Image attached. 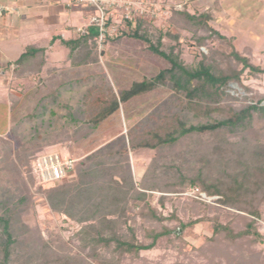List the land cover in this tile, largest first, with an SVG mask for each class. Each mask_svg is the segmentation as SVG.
<instances>
[{"label": "rangeland", "instance_id": "1", "mask_svg": "<svg viewBox=\"0 0 264 264\" xmlns=\"http://www.w3.org/2000/svg\"><path fill=\"white\" fill-rule=\"evenodd\" d=\"M218 1L220 8L216 10L212 7L214 0H134L136 5L132 15L137 18L139 14L136 10L146 11L140 17L147 23L146 32L152 43L155 44L161 37L163 51L177 44L184 65L192 67L201 60V52L210 57L212 51L229 53L230 49L216 38L206 40L203 46L198 45V37L205 38L208 31L201 29L195 35L189 29L173 23L172 10L179 9L183 3L187 4L190 13L210 8L211 28L232 39L235 50L249 56L253 65L264 68V0ZM111 12L112 26H109L108 32L116 38L106 43H101L98 39L89 54L79 49L71 58H68L69 50L62 47L59 41L51 42L54 35L63 33L69 36V32L58 28L49 29L48 25L35 24L32 27L33 22H26L31 28L26 27L23 31L25 34L18 38L19 44L37 43L44 48L46 54L49 52L47 59L39 73L33 77L23 76L16 80L15 71L10 70L11 73L1 80L0 216L3 205L13 213L10 222L14 242L11 246V264H40L41 260H36L35 257L26 260L25 256L28 251L40 248L41 240L49 244L47 253L51 258L63 254L69 257L85 256L84 253H88L89 249L86 248L81 254L79 248L84 245L85 240L95 237L93 232L78 234L86 224H79L63 214L50 211L44 191L51 184L41 179L35 171L39 159L42 158L47 163H81L92 156H99L110 162V155L121 152L126 153L129 158L136 184L146 169L154 166L155 170L163 169L166 174L178 172L190 177L200 167V153H205L212 147L211 141L215 133H192L174 146H163L159 150L140 146L156 143L177 130L182 122L185 127L213 123L230 117L234 109L250 103L255 104L257 99L264 97V75L253 78L247 73L242 78L243 85L249 88L248 91L230 82L224 90L235 101H224L220 104L188 101L174 92L168 84L158 85L149 92L119 104L116 111L100 120L94 132L78 140L72 139L78 129H86L90 122L106 113L119 100L121 91L128 90L133 83L143 78H153L169 67L164 59L151 53L144 42L121 34L128 31L122 9ZM78 16V22H70L75 27L87 22V19ZM168 33L177 36L178 41L169 37ZM27 43L23 46L28 45ZM47 44H51L49 49ZM237 68L240 70L241 66L238 65ZM252 97L254 101L250 100ZM262 105L263 102H260L259 106ZM254 118L253 130H249L244 139L251 140L258 136L264 143V113H257ZM228 140L234 148H239L238 145L243 143L239 134L228 137ZM82 169L77 166L73 176L65 179L63 183L78 181L77 175ZM211 171V176L215 177L213 169ZM167 177L168 175L161 180L167 182ZM33 179L39 180L43 186L37 188L39 186ZM195 190L203 193L195 187L180 192L139 190L145 193L146 202L162 217L168 218L171 214L176 216L177 220H164L162 224L174 234L170 235L169 240L161 239L154 249L140 252L139 259L128 255L119 259L112 251L113 246L109 249L98 248L100 258L107 260L114 257L121 264H227L228 257L214 254L216 245L209 242L213 230L211 221L188 225L184 230L179 228V222L200 218L205 213L210 218L219 214L220 220L225 223L232 214H245L218 204L216 196L199 199ZM160 197L165 198L162 207L159 205ZM190 199L198 200L216 210L201 208L198 211H189ZM128 209L137 215L143 212L144 206L141 202L135 205L134 201ZM260 211L262 216L256 222V227L264 238V204ZM136 222L141 224V219L137 217ZM160 227L156 226L158 230ZM138 231L139 241H150ZM2 241L4 236L0 232V243ZM230 254L233 257L237 254L239 257H236L250 263L262 264L264 245L244 243L236 251H230ZM85 260L89 264H100L99 258L96 260L86 257Z\"/></svg>", "mask_w": 264, "mask_h": 264}, {"label": "trees", "instance_id": "2", "mask_svg": "<svg viewBox=\"0 0 264 264\" xmlns=\"http://www.w3.org/2000/svg\"><path fill=\"white\" fill-rule=\"evenodd\" d=\"M213 9L218 10L220 4L214 0ZM187 4H182L179 9H173L172 21L183 28L189 29L195 35L206 29L208 35L198 37L197 44L205 45L206 40L216 38L222 42L229 53L212 51L210 57H206L201 52V60L195 66H186L181 60L180 48L177 44L170 46L167 51L161 50V37L154 44L147 36L146 22L132 17L125 20L127 32L121 33L130 38L140 40L148 46V50L164 59L169 67L161 70L153 78H143L133 83L128 90L120 92L119 100L115 101L97 120L90 122L86 129H78L71 137L78 140L86 137L90 132H94L100 120L106 118L118 109V105L125 103L133 97L149 92L158 85L168 84L176 93L182 95L188 101H198L211 104H220L224 101H235L224 88L230 82L248 91V87L243 85L242 76L247 73L253 78L264 75V68L260 65H253L249 56L243 55L235 50L232 39L224 37L219 32L213 30L209 25L212 21L211 10L196 11L190 13ZM110 20H112L110 18ZM110 20L106 23L109 29ZM84 33H76V37L61 43L69 50L68 58L73 56L76 50L82 49L84 53L96 46L99 39V28L96 25L88 24L83 28ZM168 36L178 41L177 36ZM116 38L106 33L101 43L114 40ZM207 38V39H206ZM44 49L37 46H29L25 52L14 62L15 74L20 67L29 68V71L39 73L45 63ZM220 59H219V58ZM232 62L234 64L232 65ZM224 64V67L222 66ZM241 69L238 70L237 66ZM254 101V98H250ZM252 101V102H253ZM263 102L262 106L259 103ZM264 113V97L257 99L255 104L243 105L239 109L232 111V115L209 124L190 125L185 127L184 123L173 133L168 134L156 143L144 144L145 147L159 150L163 146H174L181 139L192 133L213 132L215 136L211 143L212 147L205 153H200L198 162L199 169L190 177L176 172V174H166L163 169L155 170L147 168L141 176L138 184L135 183L130 169L129 158L126 153L117 152L109 157V161H104L99 156H92L81 163L74 162L72 169L66 171L63 179L50 182L49 188L45 189L44 197L51 212L63 214L79 224H86L80 229L78 234L93 232L94 238L86 241L81 246V254L89 249L85 256L75 255L69 257L67 254L51 258L47 250L50 248L45 241H40L41 247L26 253V260L36 258L41 260L40 264H89L85 258H96L100 264H121L114 257L101 259L97 253L98 248L109 249L119 259L128 255L133 259L140 258V252L154 249L161 239L169 240L173 231L163 227V221L175 220L176 216L171 214L164 218L153 209L145 200L143 191H164L180 192L189 187L198 188L206 197H218L216 202L233 211L244 213L245 215H231L225 223L220 220V216L214 215L212 218L205 216L179 222V228L184 230L186 226H192L199 222L211 221L213 230L209 238L210 243H214L215 253L218 256L227 258V264H254L235 254L231 256L230 251H236L244 243L262 244L264 238L257 231V221L261 218L260 207L264 204V143L258 136L254 139H244V135L253 130V120L255 114ZM239 134L243 143L234 148L228 137ZM237 149V150H236ZM115 156V157H114ZM77 166H80V173L76 182L63 183L65 179L73 176ZM215 177H212V170ZM180 172V171H179ZM167 182L161 180L167 176ZM34 180V179H33ZM37 188H41L42 183L38 180ZM23 199H21L22 201ZM164 197L159 198V205H164ZM135 201V205L141 202L144 206L143 212L134 215L128 207ZM189 211L199 209L216 210L214 207L190 199ZM189 203H186L188 205ZM188 207V206H187ZM3 213L0 216V232L4 236V241L0 243V264H11V246L13 245L12 234L10 232L11 218L13 213L5 205L2 206ZM186 206L183 211L185 212ZM198 213V212H195ZM200 213V212H199ZM141 219V224H137L136 218ZM177 220V219H176ZM238 224H240L238 226ZM139 225V226H136ZM161 226L160 230L156 226ZM238 227H240L238 229ZM140 230L144 238L150 241L144 243L139 241L137 235ZM240 255V254H239ZM231 256V257H230ZM238 256V257H236ZM264 264V260L262 261Z\"/></svg>", "mask_w": 264, "mask_h": 264}, {"label": "crops", "instance_id": "3", "mask_svg": "<svg viewBox=\"0 0 264 264\" xmlns=\"http://www.w3.org/2000/svg\"><path fill=\"white\" fill-rule=\"evenodd\" d=\"M90 11V9H85L83 6L69 4L68 0H65V2L60 0H0V89H2L1 80L4 76L10 74L11 71H15L16 66L14 62L23 54L26 48L29 46L43 48L37 43L28 44L27 42H20L19 44L18 38L25 34L23 31L26 27L31 28L29 23L26 25V22H33L34 24L32 27H34L35 24H40V26L48 25L49 29L58 28L60 30L63 29L65 32H69V36L60 33L51 38V42L54 43L59 41L60 45H63L61 40L67 41L75 38L74 33H76V29H79L78 27L84 28L87 26L89 23V14L92 12ZM78 15H80L82 19H87V22L81 23L75 27V25H72L70 22L71 20L78 22L80 20ZM26 43L28 45L23 46ZM50 45L51 44L46 45L47 49L50 48ZM21 47H23L22 50H20ZM62 47L65 48L64 45ZM12 48L16 49L12 50ZM48 53L46 54L45 52L44 54L45 60L47 59ZM36 74L35 71H29V68L20 67L16 73V80L23 76H28L30 78Z\"/></svg>", "mask_w": 264, "mask_h": 264}, {"label": "built area", "instance_id": "4", "mask_svg": "<svg viewBox=\"0 0 264 264\" xmlns=\"http://www.w3.org/2000/svg\"><path fill=\"white\" fill-rule=\"evenodd\" d=\"M69 4L79 5L90 9L92 14L89 18V24L96 25L99 28V40L100 42L103 41L104 36L106 33L110 31L106 28V23L110 20V17L113 18L112 10L115 9H122L124 12V21L131 20L132 10H134V6L136 3L134 0H68ZM138 12V16H142L143 11L142 9L136 10ZM134 11V14L137 12ZM112 26V24H110ZM108 29V30H107ZM77 33H84L83 28H79L76 30ZM74 161H65L60 162L56 161L53 163H47L43 161V159H39L35 171L43 179L45 182H53L56 180H61L64 178L66 171L72 167V163ZM197 192L199 199L206 198L205 194Z\"/></svg>", "mask_w": 264, "mask_h": 264}]
</instances>
